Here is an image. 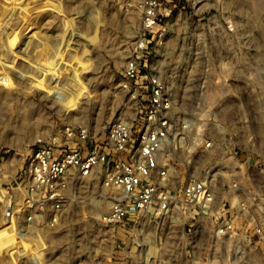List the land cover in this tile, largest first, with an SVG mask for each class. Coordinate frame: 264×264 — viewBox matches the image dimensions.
Here are the masks:
<instances>
[{
	"label": "rangeland",
	"instance_id": "374dc122",
	"mask_svg": "<svg viewBox=\"0 0 264 264\" xmlns=\"http://www.w3.org/2000/svg\"><path fill=\"white\" fill-rule=\"evenodd\" d=\"M138 3L0 0V264H264V250L244 237L218 238L207 218L195 229L184 213L166 219L144 215L101 226L94 215L104 210L100 207L107 201L96 182L78 187L80 197L60 232L25 224L14 180L39 138L57 137L67 124L87 125L99 138L113 123H136L141 115L145 90L124 86V68L143 34ZM212 3L219 7V16L243 19L244 31L254 32L259 40V73L250 60L242 59L245 64L248 61L245 67L252 74L238 77L236 86L230 81L231 89H240L243 105L197 106L202 64L195 65L189 50L192 44L185 39L205 34L201 29L187 31L185 13L178 15L181 20L176 19L166 50L149 66L168 81L179 103L173 112L181 144L179 186L188 174L181 164L198 143L192 157L205 161L210 156L200 151L209 134L206 128L212 126L205 127L209 114L218 116L231 145L221 146L222 156L229 159L237 152L244 185L249 175L264 180L256 169L264 161V0ZM235 9L243 10L242 14ZM210 32L216 37L228 33L217 28ZM251 134L256 136L255 143ZM202 170L203 163L194 171Z\"/></svg>",
	"mask_w": 264,
	"mask_h": 264
},
{
	"label": "built area",
	"instance_id": "2783aa9c",
	"mask_svg": "<svg viewBox=\"0 0 264 264\" xmlns=\"http://www.w3.org/2000/svg\"><path fill=\"white\" fill-rule=\"evenodd\" d=\"M212 2L139 0L143 34L124 68V86L145 90L147 98L141 115L136 123H113L99 138L84 124H67L57 137L39 138L14 180L28 228L60 232L74 201L80 197L78 187L90 181L101 187V196L107 201L105 207H100L104 210H97L94 215L101 226L122 224L144 215L166 219L184 213L189 214L190 227L194 229L207 218L212 234L218 238L244 237L264 250V180L249 175L248 185H244L236 150L229 159L222 156L221 146L231 145L225 140L217 115L209 114L205 120V127L212 126L206 128L209 134L200 151L210 156L205 161L192 157L198 143L181 164L188 172L184 183L177 184V153L181 144L177 142L179 134L173 112L179 103L168 81L149 66L150 61L163 55L174 24L181 20L178 15L185 13L183 23L187 31L201 29L205 34L185 39L192 44L187 47L193 53L195 65L202 64L196 105H243L240 89H231L229 83L236 86L238 77L252 74L245 67L248 61L246 65L242 59L250 60V66L259 73V40L253 31H244L243 19L219 16V7ZM238 10L234 12L242 14L243 10ZM216 28L228 33L222 37L211 35L210 31ZM242 44L246 46L244 53ZM250 140L255 143L256 136L251 134ZM201 163L202 172H195ZM254 164L257 163L251 166ZM256 169L264 174V161Z\"/></svg>",
	"mask_w": 264,
	"mask_h": 264
}]
</instances>
